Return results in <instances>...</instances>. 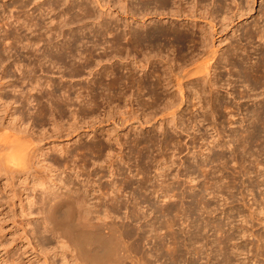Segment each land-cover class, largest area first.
Listing matches in <instances>:
<instances>
[{"label": "rangeland", "instance_id": "rangeland-1", "mask_svg": "<svg viewBox=\"0 0 264 264\" xmlns=\"http://www.w3.org/2000/svg\"><path fill=\"white\" fill-rule=\"evenodd\" d=\"M100 1L98 0L99 3H97V0H0V127H3L2 130L0 129V136H3L2 140L0 137V141L3 144L13 138L20 140L23 137L22 140L24 139L25 143L24 141L22 143L26 147L24 149L25 160L17 161L4 157L7 156L6 153L9 149L0 145L2 147H0V264H86L81 257L76 256L75 249L67 243L68 241L59 237L58 234L56 235L50 229V225L43 220L41 204L43 196L50 197L52 189L56 190L60 183H67L69 179L70 186L73 184L75 189H79V193H82V190L85 194L87 193L91 204L100 203L99 206L92 207L93 212L89 215L91 220L95 223L102 219L113 221L117 228L115 229L119 230L117 234L120 237L123 236L122 239L118 237L119 241L122 240L118 242L127 249L128 255L131 252L132 256L129 255L130 259H125V264H133L134 261V264H142L137 261H141L143 255L147 256H144L142 260L145 264L146 259L150 261L149 264H163L164 257L159 259L152 255L155 242L165 239L161 243L165 242L164 244H167L168 247L172 246L169 233L174 228L177 236L181 235V239H177V243H182V246L184 242L188 241V238H191L194 241V246L198 247L202 243L200 246L204 250L206 247L203 244L207 241V247H212L213 250L212 252H209L210 249L205 251L210 253L211 259L209 255L205 256L207 254L204 252L198 258L185 253L182 260H178L176 264H189L191 259H196L197 264H217L221 262V255H218V251H216L218 248H215L218 246L214 244L215 240L213 239L217 238L220 233L214 231L210 224L217 222L222 230H225L224 232L233 235V240L239 249L247 248L245 257L244 254L236 256L235 260L233 259L235 262L237 259L248 262L247 258L250 259L251 252L254 253V250L249 251L252 243H262L259 250H255V252L263 253L264 39H262L263 37L260 39L258 35L262 31L264 33V0H224V9H218L213 0H174L173 4L166 7L167 12L175 9L179 4L185 12L188 9L194 10L195 17L190 19L168 14L145 15L144 21L148 23V28L153 24L165 27L172 25L184 31L186 27L185 31L190 30L189 33L196 37L200 36L201 28L209 31L207 23L209 20L216 24L215 33L213 32L211 38L209 36L207 40L209 41L208 50H216L209 74H206L205 78L201 77L198 80L183 83V95L173 85L174 78H171L170 82H167L168 78H165L161 90V100L154 108L138 104L140 98L135 99V94H132V91H129L124 85L120 88L124 92L123 95L117 94L119 96L117 97L113 96L114 93L120 91L117 86H115L116 89L113 87V89L104 90L106 84L103 88L92 84V81L98 78V72L103 68L114 67L118 73L124 74V67L133 65L130 63L133 55L131 52L128 58L124 50L122 51L124 53L120 55H113L111 49L107 48L105 56L103 48L110 45L113 34L107 32L99 38L93 36V31L102 30L101 23L108 21L114 23L111 28L112 31L117 29L116 32L126 31L128 29L126 22L128 21L129 26H137V22L125 15L124 4L128 8L129 6L131 9L133 7L132 10H134L137 19H141L142 16L140 5L136 4L139 0ZM79 3L89 11L87 13L81 11L78 7ZM48 4L53 9L51 6L49 9ZM148 5L146 11L153 12L154 5L152 3ZM191 5H194L195 9ZM60 12H66L62 18L68 19L67 22H70L58 27ZM87 15L88 17H86ZM27 24H29V28L26 26ZM37 28L39 31L55 30L56 34H61L53 40L51 47L49 46L51 49L42 47L39 51L33 52L32 47L23 46L26 43L25 36L31 35L30 29L38 31ZM121 42L124 43L125 40H121ZM233 46H236V49L230 51ZM204 49L199 47L194 53L197 51L201 53ZM147 52L145 51L144 54L147 55ZM51 55L53 56L51 57ZM226 55L232 56V58H227ZM83 56L89 58L90 65L87 62L88 67L80 69L77 65L79 61L83 62ZM204 56L206 55L204 54ZM221 56H226V60H222ZM38 57L41 62L44 61L42 68L37 65L39 59L36 61V58ZM133 57L142 60L143 54L135 53ZM176 57L175 52L163 51L160 55L153 57L154 59L151 58L155 62L152 66H157L162 70L163 66H166L165 60L170 61L171 58L170 62L174 72H177L180 70L179 67H183L184 64ZM198 62L203 64L207 61L203 58ZM196 65H188L179 72L180 77H183L181 79H191L203 74L204 71L197 75L192 73L184 75L185 77L182 76L187 71L196 69L193 68ZM74 66L78 70L73 71ZM152 66H148L147 63L144 69L135 68L136 70H134L139 76L144 71H151ZM253 70L262 75L256 83L253 82L254 77L249 74L254 73ZM77 71L79 73L75 74ZM108 78L104 79V83H107ZM208 78L213 81L212 88ZM34 79H38L42 84L40 90H38ZM49 82L53 84V89ZM34 83L36 88H33ZM192 83H199L203 89L200 103H197L199 101L197 95L191 96L192 92L189 86ZM82 85L84 87L96 85L95 89L100 96L96 100L98 105L94 111L82 109L83 107H79L80 105L77 104L79 99H76V94L80 90L83 91L82 88H79ZM68 88L71 99L67 104L58 102L57 96ZM51 89L54 94L51 93ZM108 94L109 96H106ZM143 96L141 98L143 102H150L146 95ZM170 98L173 103L176 102L173 106L175 109L173 118L169 113L167 114L166 110H163V105H166V102L171 100ZM201 102L204 106L203 109L198 107ZM41 107L43 111L38 113ZM132 113L139 117L132 118ZM194 117L197 122L191 123ZM145 120L148 122L140 123ZM55 122L58 126L54 124ZM149 135L155 137V144L138 152L139 148L132 144L131 139L135 136L142 138ZM167 136H172L174 141L166 145L167 141L164 142V140ZM114 137L120 144L115 141ZM97 141L102 142L106 147L102 154L80 156L82 151L78 152V147ZM75 150L78 153L74 157L71 153H75ZM156 155L158 158L155 157ZM56 158L62 163L65 162L64 165L56 164ZM73 158L74 160H72ZM163 158L165 160L168 158V161H164ZM156 160H159L163 169H157L158 162L156 163ZM161 169L163 172L160 171ZM147 178H150L149 181ZM65 180L67 181L63 182ZM139 181L145 182L147 186L139 188L137 186ZM90 182L95 183V186H92ZM112 182L116 183V186H120L116 192L120 196L119 199L126 202V209L121 207V211L110 210L108 216L104 210V208H110L108 202H105V198L95 197L99 191L92 192L90 186L96 187L101 183L103 186H100L105 189L109 187L108 185L111 187ZM65 186L64 188H66ZM156 187H161L160 190L164 187V192L159 190L156 194L153 193L152 189H156ZM164 195L167 196L164 197ZM134 202L140 207L141 214L138 215L139 219L135 216V220L133 217L131 218L130 209ZM170 208H173L174 211ZM178 210L179 212L176 213ZM142 214L146 218L141 217ZM171 217H174L173 221L175 220L176 223L172 222ZM79 218H77L78 221L85 222L81 215ZM164 219H167V223L164 222ZM168 220L173 223V226L172 224L169 226ZM152 224H156L155 226L160 228L151 231L150 225ZM164 224H169L170 229ZM242 226L251 230L256 237L246 234L248 237L246 238L245 234L240 235L238 230ZM129 231L135 236L128 234ZM143 231L145 234L141 235L144 233ZM180 232L181 234L178 235ZM154 233L159 234L157 235L159 240L156 239L157 236ZM165 234L168 235L167 238H165ZM258 236L262 238L256 241ZM138 237L142 238L139 239V241L142 240L140 243L138 242L139 244L135 241ZM178 240L180 242L182 240V242L180 243ZM133 248L134 251L136 250L135 253L132 251ZM136 252L145 254H138L139 258L136 257L135 260ZM262 253L261 255L257 254L254 260L249 261L248 264L250 262V264H255L254 261L264 264V253ZM133 254L135 255L133 256ZM133 258L134 260H132ZM218 260L220 261L218 262ZM259 260L261 261L259 262ZM152 261L153 263H151Z\"/></svg>", "mask_w": 264, "mask_h": 264}, {"label": "bare ground", "instance_id": "bare-ground-1", "mask_svg": "<svg viewBox=\"0 0 264 264\" xmlns=\"http://www.w3.org/2000/svg\"><path fill=\"white\" fill-rule=\"evenodd\" d=\"M127 1V0H125ZM183 1V0H182ZM224 0H213V3L217 5L218 9H224ZM99 2H101L99 0ZM98 0H97V3H99ZM176 2V1H175ZM139 3V4H138ZM149 3H152L155 7V10L153 12H147L146 9L147 7L149 6L148 4ZM174 3V0H146V1H137V5H140L139 6V9L142 11V16H141V21H139L136 17H135V14H134V10L133 7L131 9V7L129 6H126L124 4V9H125V15H128L132 21L134 22H137L135 27L133 26H129V21L126 22L127 26H128V29L126 31H115V33H113L112 31V28L111 26L114 24H112L111 22H104V23H101L102 25V30L100 29V31L96 30V31H93V36H97V37H101L104 33H112V37H111V43L110 45H107V46H104L103 48V52L105 53V56L107 55V52H106V49L107 48H110L111 51L114 53H112L113 55H120L122 53H124L126 51V57L128 56V58L130 57V52L133 53V55L135 53H141L143 54V58L142 60H138L136 58L133 57L132 55V59L130 63H133L132 66H125V73L124 74H120L116 71V68L114 67H111L110 69H105L103 68V70L99 71L98 72V78H96L95 80H93L92 84H96L97 87H100V88H103V86L106 84V87L104 88V90L106 89H113V87L115 88V86H117L119 89L121 88L122 85H124L126 88H128L129 91H132L131 93L132 94H135V99H138L140 98V100L138 101V104H141L143 106L147 105V108H154L156 104H158V102H160L161 100V90L163 88V80H165V78H168V81L167 82H170V79L171 78H174L173 80V85L175 86L176 90L178 92H180L181 95H183V87H182V84L185 83V82H191L192 80H198L199 78L201 77H204L206 74L208 75L209 72H210V69L212 67V64L211 61L213 60L214 56H215V53H216V50L213 49L212 51L208 50V37L210 36L211 38V34L214 32L215 33V26L216 24H214L212 22V20H209L207 23H208V26H209V31L207 30H204L203 28L200 29V36L196 37L195 35L189 33V31H185L186 27L184 28V31H182L181 29H179L178 27H175V26H158V25H151L149 28H148V23H146L144 21V17L145 15H150V14H155V15H163V14H168L169 16L170 15H177V16H180V17H189L190 19L191 18H194L195 17V14L193 13L194 10H186V12L184 11V9H182L183 7L179 6V4L176 5V8L171 10L170 12H167L166 10V7L169 5V4H173ZM25 4V3H24ZM83 4V3H82ZM86 4V3H85ZM176 4V3H175ZM194 4V3H193ZM22 5V4H20ZM79 6V9L81 11H84V13H87V11H89V9L87 10L86 7H84L83 5H80V3L78 4ZM100 5V4H99ZM23 6V5H22ZM49 6L51 5H47V7L49 8ZM55 6V5H54ZM192 8H194L193 6L194 5H191ZM190 6V8H191ZM197 6V5H196ZM46 7V8H47ZM52 7V6H51ZM103 7V6H102ZM21 8V7H20ZM19 8V9H20ZM23 8V7H22ZM45 8V9H46ZM86 8V9H85ZM229 8V7H228ZM239 8V7H238ZM50 9V8H49ZM53 9V7L51 8ZM78 9V10H79ZM137 9V10H139ZM166 9V10H165ZM195 9V8H194ZM226 9V8H225ZM79 10V11H80ZM139 10V11H140ZM241 10V9H240ZM44 11V9H43ZM51 11V10H50ZM145 11V12H144ZM201 11V10H200ZM49 12V11H48ZM203 12V11H202ZM200 12V13H202ZM44 13V12H43ZM61 13V12H60ZM66 12L64 13H61L59 16V21H58V27L59 25H67L69 22H67V20H65V18H62V16L65 15ZM31 14V13H30ZM29 14V15H30ZM47 14V13H45ZM90 14V12H89ZM204 14V13H203ZM91 15V14H90ZM201 15V14H200ZM27 16V15H26ZM41 16V15H40ZM48 17V16H46ZM88 17V15L86 16ZM31 18V17H30ZM127 18V17H126ZM143 18V19H142ZM54 19V18H53ZM58 20V19H57ZM51 21V20H50ZM35 22V21H34ZM67 22V23H66ZM73 22V21H72ZM61 23V24H60ZM37 24V23H35ZM54 24V23H53ZM39 25V24H38ZM116 25V24H115ZM118 25V24H117ZM25 26V24H24ZM26 26H28V28L30 27L29 24H27ZM53 26V25H52ZM56 26V27H57ZM119 26V25H118ZM117 26V27H118ZM109 27V28H108ZM25 28V27H24ZM41 28V26H40ZM52 28H55V27H52ZM35 29V28H34ZM49 29V28H48ZM59 29V28H58ZM259 29V28H258ZM30 29V36H25L26 38V43L25 45H23L24 47H27L29 46L32 47V51H39L42 47H51L52 45V42L53 40L61 35L60 33H57L55 32V30H47V31H39L38 28L36 30L38 31H34ZM45 30V29H44ZM33 32V33H32ZM36 32V33H35ZM59 32V31H58ZM98 33V34H97ZM249 35V33H247ZM246 34V35H247ZM75 35V34H73ZM260 37V39H264V33L262 31V33L260 35H258ZM248 37V36H247ZM22 39V38H21ZM121 40H125L124 43L121 42ZM21 40L19 39V42ZM25 41V40H24ZM94 42V41H93ZM211 42V41H210ZM76 43V42H75ZM93 44V43H92ZM98 44V43H96ZM210 44V43H209ZM54 45V44H53ZM57 45V44H56ZM64 46V45H63ZM93 46V45H91ZM210 46V45H209ZM49 47V48H50ZM59 47V46H58ZM199 47H202L204 50L200 53L197 51V53H194L196 50H198ZM69 48H73V47H69ZM51 49V48H50ZM230 49V48H229ZM236 49V46H233L231 48L230 51H233ZM29 50V49H28ZM72 50V49H71ZM70 50V51H71ZM124 50V52H122ZM30 51V50H29ZM73 51V50H72ZM145 51H148L147 55H145ZM175 52L176 53V58H178V60L180 59L181 62L184 64L183 67H179L180 70H178L177 72H174V69L172 67V63L170 61H172V59L170 58V61L169 60H165V67L163 66V69L160 70L159 67L157 66H152L153 63H155L154 61L151 60V58H155L156 55H160L161 52ZM90 52V51H89ZM70 53V52H69ZM88 53V52H87ZM223 53V52H222ZM40 54V53H39ZM206 55L203 57V55ZM212 54V55H211ZM221 54V53H220ZM86 55V54H85ZM92 55V54H91ZM90 55V56H91ZM211 55V56H210ZM219 55V53H218ZM229 55V54H228ZM231 55V54H230ZM43 56V55H42ZM45 56V55H44ZM50 56V55H49ZM53 55H51L52 57ZM56 56V55H54ZM64 56V55H63ZM227 56V55H226ZM226 56H221V59L222 60H226ZM161 57V56H160ZM163 57V56H162ZM217 57V56H216ZM229 56H227L228 58ZM232 58V56H230ZM229 57V58H230ZM153 58V59H154ZM173 58V57H172ZM205 59L207 62L203 63V64H199L198 61H201L202 59ZM219 58V57H218ZM36 58V61H38ZM50 59V58H49ZM55 59V58H54ZM83 62H78V65L79 66L78 68L81 69V67H84V68H87L88 67V64H89V58L87 56H83ZM168 59V58H167ZM88 60V61H87ZM107 60V59H106ZM228 60V59H227ZM143 61V62H142ZM15 62V61H14ZM39 63H37V65L41 66L42 68V65H44V61L41 62V60L39 59L38 61ZM88 62V64H87ZM140 62V63H139ZM20 63V62H19ZM76 63V62H75ZM147 63H148V66H152V69L151 71H144L143 74L141 75H137L135 73V68H139V69H144L146 66H147ZM229 63V62H228ZM36 64V63H35ZM196 64H199V65H196ZM257 64V63H256ZM76 65V64H75ZM90 65V64H89ZM131 65V64H130ZM188 65H196V67L194 66L193 68H196L194 69L193 71H187L186 74H182V76H187L189 74H194V75H197L198 73L203 72V74L201 75H198V76H194V78H191V79H185V80H182L181 78L183 77H180V74L179 72H181L182 70H184V68ZM38 66V67H39ZM257 66V65H256ZM75 67V66H74ZM32 68V67H31ZM40 68V67H39ZM77 67L73 68V71H76L78 69H76ZM135 69V70H134ZM254 69V68H253ZM71 70V69H70ZM255 70V69H254ZM253 70V71H254ZM259 70V69H258ZM72 71V72H73ZM82 71H83V68H82ZM260 71V70H259ZM191 72V73H190ZM31 73V72H30ZM79 72L77 71V73L75 74H78ZM81 73V72H80ZM123 73V72H122ZM250 76L252 75L254 77V81L256 83V81L262 76L258 71H254V73H249ZM74 75V74H73ZM206 75V76H207ZM184 76V77H185ZM249 76V77H250ZM251 76V77H252ZM63 77V76H62ZM74 77V76H73ZM106 77H109L108 80H107V83H104V79ZM213 77V76H212ZM25 78V77H24ZM205 78V77H204ZM40 79V78H39ZM31 80V78H30ZM33 80V79H32ZM207 80V79H206ZM212 79L208 78V81L207 83L210 85V87L213 85V81H211ZM35 83H37V86H38V90L41 89V83L39 82V80H35ZM48 81V80H47ZM51 81V80H50ZM52 82V81H51ZM34 83V84H35ZM55 83V82H54ZM254 83V84H255ZM33 84V83H32ZM46 84V83H45ZM50 84V82H49ZM167 85L169 83H166ZM31 85V84H30ZM51 85V86H50ZM49 86L52 87V83L50 84ZM95 85V86H96ZM256 85V84H255ZM36 84L33 88H36L37 87ZM47 86H48V82H47ZM95 86L94 85H91V86H80L79 88H82L83 91H78L77 94H76V99H79L77 100V104H79L80 106L79 107H83L82 109H85V110H90L91 111H94L95 107L98 105L97 104V98L100 96L99 93H97V90L95 89ZM67 87V86H66ZM190 88V91L192 92L191 93V96H195L197 95L196 97L199 99V101L197 103H200V98L202 97L201 96V93H202V88L201 86H199V83H192L191 86H189ZM55 88V87H54ZM61 88V87H60ZM212 88V87H211ZM53 89V87H52ZM51 89V93L53 92L54 94V91ZM71 89V88H70ZM74 89V88H73ZM116 89V88H115ZM55 90V89H54ZM135 91V92H134ZM62 92V91H61ZM65 92H69V88L68 89H64L63 90V93L59 96H57L58 98H56V100L58 102H62L64 104H67L68 101L71 99V97L69 96L70 94H66ZM110 92V90H109ZM124 92L121 91H117L116 93H114L113 96H117L118 95H123ZM50 94V93H49ZM131 94V95H132ZM125 95V94H124ZM143 95H146L147 98L150 100V102L148 101V99H146L148 101L147 102H143L142 101V97H144ZM56 96V95H54ZM106 96H109L106 95ZM87 97V99H86ZM119 97V96H117ZM183 97V96H181ZM169 99V98H168ZM171 99V98H170ZM182 99V98H181ZM144 100V99H143ZM185 100V99H184ZM72 101V100H71ZM145 101V100H144ZM59 103V104H60ZM176 103V102H175ZM172 99L169 100V102L167 103L166 102V105H163V110H166L167 114L169 113V115L171 116V118L174 117L175 115V109L173 108L174 104ZM181 103V101H180ZM42 106V105H41ZM198 107H202L203 109V105H202V102L200 104V106ZM224 107V106H223ZM98 108V107H97ZM170 108H173L171 111H168V109ZM177 108V107H176ZM263 108V107H262ZM39 109V108H38ZM37 109V110H38ZM97 110V109H96ZM260 110V109H259ZM39 112L38 113H42L43 109L42 107L40 108V110H38ZM136 111V110H135ZM202 111V110H201ZM122 113V112H121ZM263 113V112H262ZM92 114V113H91ZM123 114V113H122ZM126 114V113H125ZM260 114V113H259ZM37 116H39V114H36ZM109 115V114H108ZM112 115V113H111ZM132 115V118H136L139 117L138 115H134L133 113L131 114ZM41 116V115H40ZM130 116V115H129ZM147 116H149L147 114ZM112 117V116H111ZM150 117V116H149ZM36 118V117H35ZM139 119V118H138ZM146 119V118H145ZM151 119V118H150ZM149 119V120H150ZM140 120V119H139ZM54 122V120H53ZM145 122H148V120L144 121V122H140V123H145ZM193 122H197V120H195V117L191 120V123ZM114 123V122H113ZM56 125V122L54 123ZM116 124V123H114ZM58 126V125H56ZM186 127V126H185ZM3 128V127H2ZM2 128L0 127V129L2 130ZM22 132V131H20ZM23 133V132H22ZM21 136V135H20ZM1 137V140L3 139L2 137L3 136H0ZM108 137V136H107ZM172 136H167L164 140V142H166L165 144L167 145V143L169 142H172L174 140H172L173 138H171ZM23 137H21V139L19 140V138H13L12 140L8 141V142H3V144H1V141H0V145H2V147H5L7 150L9 149V151H7V156H4L10 160H17V161H24L25 160V153H24V149L26 147H24V143H25V140L23 139ZM115 138V137H114ZM109 139V138H108ZM24 141V143H22ZM115 141L118 143L119 141L117 140V138H115ZM177 141V140H176ZM131 142L132 144L135 146V147H138L139 151H141V149L143 148H147L149 146H152L155 144V137L153 136H147V137H142V138H139V137H133L131 139ZM120 144V142H119ZM211 144V143H210ZM227 144V143H226ZM260 145V144H259ZM140 146V147H139ZM172 146V145H171ZM170 146V147H171ZM1 147V146H0ZM1 147V148H2ZM223 147V146H222ZM167 148V146H166ZM61 149V148H59ZM78 149V152L79 151H82L80 156L83 157L85 156L86 154L87 155H97L99 156L100 154H102L103 151L106 150V147L105 145H103L102 142L100 141H97V142H93L91 144H84L80 147L77 148ZM165 149V148H164ZM6 151V150H5ZM77 150H75L74 152L75 153H71L74 157L77 155L78 152H76ZM72 152V151H71ZM107 152V151H106ZM110 152V151H109ZM166 152V151H165ZM173 152V150H172ZM164 153V151H163ZM169 153V152H168ZM175 153V152H173ZM145 154V153H144ZM157 154V153H156ZM3 156V155H2ZM71 156V157H73ZM150 156V155H149ZM154 156V154H153ZM158 155H156L155 157H157ZM162 156V155H161ZM170 156L172 157V155L170 154ZM169 156V157H170ZM117 158V157H116ZM139 158V157H138ZM158 158V157H157ZM121 159V157H120ZM164 159V158H163ZM168 159V158H167ZM166 159V160H167ZM74 160V158L72 159ZM71 160V161H72ZM85 160V159H83ZM164 159V161H166ZM172 160V159H170ZM174 160V159H173ZM114 161V160H113ZM155 161V160H154ZM168 161V160H167ZM75 162V161H73ZM112 162V160H111ZM110 162V163H111ZM122 162V161H121ZM158 162V166H157V169L159 170L160 168L163 169V166L160 165V162L159 160H156V163ZM172 162V161H171ZM55 163L56 164H59V165H64V163H62V161H59V159H55ZM180 163V162H179ZM67 164V163H66ZM112 165V164H111ZM164 165V164H163ZM255 165V164H254ZM109 166V165H108ZM223 166V165H222ZM257 166V164H256ZM66 167V166H65ZM70 167V166H68ZM73 167V166H72ZM148 167V166H147ZM167 167V166H166ZM246 167V166H245ZM258 167V166H257ZM49 168V167H48ZM144 169V168H143ZM142 169V170H143ZM160 170L163 172V170ZM161 172V173H162ZM117 173V172H116ZM80 174V173H79ZM112 174V173H111ZM155 174V173H154ZM159 174V172H158ZM165 174V173H164ZM162 174V175H164ZM189 174V173H188ZM176 175V174H175ZM159 176V175H158ZM163 177V176H162ZM180 177V176H179ZM159 178V177H158ZM142 179V178H141ZM150 179V178H149ZM149 179L147 178V180L149 181ZM155 180V179H154ZM164 180V179H162ZM67 180L63 181V182H66ZM145 181V180H143ZM143 181H139L138 183V187L139 188H144L146 187V183L147 181L143 182ZM168 181V180H167ZM92 182V181H91ZM90 182V183H91ZM95 183H97L96 181H94ZM93 182V183H94ZM116 182V181H114ZM112 182V185L110 187V185H108L109 187H106L104 189V187H102L103 185L100 183V185H96V187H92L93 185L95 186V183L92 184V186H90L91 188V191L92 192H95V191H99V196H95L97 198H105V202H108V206L110 207L109 209L107 208H104L106 214L108 215L110 213V210H113V211H116V210H120L121 207H126V202H123L122 200L123 199H119V195L118 193L116 192V189L120 186H116V183ZM166 182V181H165ZM169 182V181H168ZM71 183L70 179L68 180L67 183H60L58 185V188L56 190L52 189V191H50L52 193V195L50 197H45L43 196L42 198V201H41V204H42V212H43V220H45L44 222H46L48 225H50V229L59 237H62V239L64 238L65 241H68L67 243H69V245H71L74 249H75V252H76V256H79L81 257L86 264H125V259H130L128 258L129 255L131 254L130 252V249L129 252L130 254L128 255V251L127 249H125L122 244L120 245L119 242L122 241V240H118V237H120V235L117 234V232H119V230H116L117 228L114 226L113 224V221H105V219H102L100 222L98 223H95L91 220V217L89 216L93 210H92V207L95 208L97 206L100 205V203L98 202H94V203H90L89 199L87 198V193L85 194L82 190V193H79V189H75L73 187V184L72 186H70L69 184ZM160 183V182H159ZM167 183V182H166ZM195 183V182H194ZM207 183V182H206ZM157 184V183H156ZM64 185H66L64 188ZM189 185V184H188ZM55 186V185H54ZM53 186V188H54ZM82 186V185H81ZM153 186V185H152ZM161 186V185H160ZM192 186V185H191ZM190 186V187H191ZM230 186V185H229ZM85 187V186H84ZM88 187V186H87ZM189 187V186H188ZM52 188V186H51ZM164 188V187H163ZM163 188L162 190L161 187L157 188H153L152 189V192L153 193H157L160 191H163ZM168 189V188H167ZM87 190V189H86ZM84 190V191H86ZM188 190V189H187ZM119 191V190H118ZM169 191V190H168ZM164 192V191H163ZM89 193V192H88ZM195 193V192H194ZM95 194V193H94ZM166 194V193H165ZM170 195V194H168ZM252 195V194H251ZM49 196V195H48ZM145 196V195H144ZM167 196V195H166ZM164 195V197H166ZM199 196V195H198ZM139 197V196H138ZM170 197V196H169ZM159 198V197H158ZM194 198V197H193ZM200 198H202L200 196ZM203 199V198H202ZM104 201V199H103ZM198 201V200H197ZM196 201V202H197ZM201 201V200H199ZM204 202V201H203ZM202 202V203H203ZM208 202V200H207ZM258 202V201H257ZM210 203V202H209ZM200 204V203H199ZM205 204V203H204ZM207 204V203H206ZM260 205V204H259ZM150 206V205H149ZM107 207V206H106ZM153 207V206H152ZM199 207V206H198ZM209 207V206H208ZM207 207V208H208ZM167 208V207H166ZM169 208V207H168ZM126 209V208H125ZM131 212H132V216L131 218L133 217V219L135 218V216L138 218V215L140 214V207L137 206V203L134 202L133 205L131 206ZM173 210V208H170ZM177 209V208H176ZM193 209V208H192ZM200 209V208H199ZM209 209V208H208ZM262 209V208H261ZM162 210V209H161ZM121 211V210H120ZM165 211V210H164ZM174 211V210H173ZM211 212V210H209ZM254 211V210H253ZM119 212V211H118ZM130 212V213H131ZM159 212V211H158ZM162 212V211H161ZM168 212V211H167ZM166 212V213H167ZM172 212V211H171ZM178 211H176V213H178ZM164 213V212H163ZM170 213V211H169ZM168 213V214H169ZM213 213V212H212ZM251 213V212H250ZM248 213V214H250ZM262 213V212H261ZM154 214V213H153ZM162 214V213H161ZM82 216L84 219H85V222H82V221H78L77 218H79V216ZM130 215V214H129ZM141 215V214H140ZM139 215V216H140ZM143 215V214H142ZM164 215V214H163ZM172 215V214H171ZM176 215V214H175ZM174 215V216H175ZM201 215V214H200ZM209 215V214H208ZM245 215V214H244ZM251 215V214H250ZM78 216V217H77ZM109 216V215H108ZM170 216V215H169ZM187 216V215H186ZM258 216V215H257ZM141 217H144L146 218L144 215L141 216ZM140 217V218H141ZM168 217V215H167ZM248 217H251V216H248ZM156 218V217H155ZM172 218V217H171ZM174 218V217H173ZM173 218L171 219L172 222L176 223V221L174 220L173 221ZM176 218V217H175ZM80 219V218H79ZM168 219V218H167ZM167 219L164 221L165 223H167ZM170 219V218H169ZM250 219V218H249ZM135 220V219H134ZM145 220V219H144ZM153 222V221H152ZM150 222V223H152ZM140 223V222H139ZM154 223V222H153ZM161 223V222H160ZM159 223V224H160ZM168 224L169 226H173V223H170V221L168 220ZM248 223V222H246ZM141 224V223H140ZM158 224V223H157ZM212 224V227L214 229V231H217L220 233V235L213 239L215 240V243L218 247H215V248H218V255H221L220 257V260L222 262V264H248L249 261H252L254 260V258L257 256V254H260L262 252L258 251V252H255V250H259V247H261L260 245H262V243H252L250 244L251 245V248L249 249V251H252L254 250V253L251 252V258H247V261L248 262H243V261H246V260H238L235 262V258L236 256H239L241 254H244V257L246 255V249H239L238 248V245L237 243L233 240V235L231 233H226L222 230V227L219 225V222L217 223H210ZM214 224V225H213ZM148 225V224H147ZM156 225V224H155ZM154 224L150 225L152 228V230H156L157 228H160V227H156ZM166 225V224H164ZM166 225V226H168ZM153 226V227H152ZM165 226V228H167ZM168 226V228H169ZM247 226V225H246ZM127 227V226H126ZM141 227V226H139ZM149 227V225H148ZM196 227V226H195ZM199 227V226H198ZM116 228V229H115ZM149 228V229H150ZM167 228V229H168ZM201 228V226H200ZM211 228V227H210ZM120 229V228H118ZM170 229V228H169ZM175 229V228H174ZM172 230L171 228V232L169 233V237L171 239V243L172 246H167V244L165 245L163 242V244L161 243L162 240H165V239H161V242H155V246H154V254L152 255H155L157 258H161V257H164V263L165 264H176V262L178 260H182V257L184 256L185 253H189L190 255L192 256H196V258H198V256H200V254L202 255V253H206L207 255L205 256H208L210 253L208 252H205L206 249H210L209 252H212L213 250L210 248V247H207V241H205L206 243H204V247H206L204 250H202V246H200L202 243L201 242H198V243H201L198 247L197 246H194V241H192L193 239L191 238H188V241L187 242H184L183 243V246L181 245L182 243V240H181V244L177 243V239L180 238L181 235V232L178 233L179 237L177 236V232L175 230ZM178 229V228H177ZM198 229V228H197ZM209 229V228H208ZM146 229H144L145 231ZM158 230V229H157ZM196 230V229H194ZM200 230V229H199ZM203 230V229H202ZM201 230V231H202ZM143 231V232H144ZM150 231V232H151ZM184 231V230H183ZM236 231V230H235ZM239 233H241L240 235H244L245 234V237H246V234L247 235H252V236H255V234L242 226V228H240V230H238ZM146 232V231H145ZM145 232L141 235H144ZM147 232L148 229H147ZM167 232V231H166ZM196 232V231H194ZM203 232V231H202ZM126 233V231H125ZM124 233V234H125ZM128 234L131 233L130 231L127 232ZM136 233V232H135ZM137 233H140V232H137ZM185 233V232H184ZM198 233V231H197ZM121 234V233H119ZM148 234V233H147ZM146 234V236H148ZM156 236L159 235L158 233H154ZM195 234V233H193ZM264 234V233H263ZM262 234V235H263ZM122 235V234H121ZM153 235V236H155ZM164 235V234H163ZM166 235V234H165ZM191 235V234H190ZM189 235V236H190ZM200 235V234H199ZM239 235V236H240ZM261 235V234H260ZM125 236V235H124ZM132 236H135L134 234ZM137 236V235H136ZM140 236V235H139ZM150 236V235H149ZM168 235H166L165 238H167ZM188 236V235H187ZM203 236V235H202ZM123 237V236H121ZM120 237V238H121ZM127 237V236H126ZM152 237V236H151ZM164 237V236H163ZM191 237V236H190ZM194 237V236H193ZM199 237V236H198ZM241 237V236H240ZM243 237V236H242ZM256 237V236H255ZM130 238V236H129ZM150 238V237H149ZM184 238V237H183ZM195 238V237H194ZM248 238V237H246ZM261 236H258L256 241H259L261 240ZM122 239V238H121ZM134 239V238H133ZM132 239V240H133ZM139 239H142L141 237L137 238L135 241L138 243H140L141 241H139ZM158 239V236L157 238ZM169 239V240H170ZM181 239V238H180ZM196 239V238H195ZM199 239V238H198ZM145 240V239H144ZM159 240V239H158ZM200 240V239H199ZM203 240V239H202ZM212 240V241H213ZM247 240V239H246ZM119 241V242H118ZM124 241V239H123ZM134 241V240H133ZM149 241V240H148ZM155 241V240H154ZM198 241V240H196ZM195 241V242H196ZM233 241V242H232ZM170 242V241H169ZM262 242V241H260ZM123 243V242H122ZM138 243V244H139ZM167 243V242H166ZM197 243V242H196ZM213 243V242H212ZM248 243V242H246ZM251 243V241H250ZM120 245V247H119ZM124 245V243H123ZM170 245V243H169ZM191 245V246H190ZM139 246V245H137ZM137 246H133V247H137ZM164 246H166L164 248ZM255 246V247H254ZM132 247V246H131ZM246 247V246H245ZM214 248V249H215ZM135 249H138V248H135ZM140 250V249H139ZM132 251H134V248L132 249ZM136 251V250H135ZM135 251L133 253H135ZM145 251V250H143ZM215 251V250H214ZM215 251V252H216ZM248 251V252H249ZM140 252V251H139ZM139 252L135 255L133 254V256L135 255V260H136V257L138 256ZM146 252V251H145ZM143 252H141L139 255H141ZM216 253V254H217ZM264 253V251H263ZM262 253V254H263ZM145 254V253H143ZM142 254V255H143ZM215 254V253H214ZM186 255V254H185ZM213 255V254H211ZM131 256V255H130ZM145 255L142 256V259L141 261H137L139 263H142V264H145L143 260V257ZM204 256V255H203ZM132 257V256H131ZM147 257V256H145ZM149 257V256H148ZM154 257V256H153ZM191 257V256H190ZM202 257V256H201ZM214 257V256H213ZM218 257V256H217ZM247 257H249L247 255ZM263 257V256H262ZM139 258V257H137ZM141 258V257H140ZM189 258V257H188ZM192 258V257H191ZM204 258V257H202ZM206 258V257H205ZM209 258H210V255H209ZM207 257V259H209ZM156 259V258H154ZM158 259V260H159ZM211 259V258H210ZM234 259V260H233ZM244 259V258H243ZM134 260V258L132 259ZM140 260V259H138ZM145 260V258H144ZM152 260V259H151ZM168 260V261H166ZM196 259H191L189 261V264H197ZM217 260V259H216ZM215 260V261H216ZM218 260V262L220 261ZM131 261V260H130ZM161 261V260H160ZM210 261V260H209ZM261 260H259L260 262ZM264 261V259H263ZM262 261V262H263ZM135 262V261H134ZM134 262H132L134 264ZM150 262L146 259V264ZM155 262V261H154ZM188 262V261H187ZM219 262V263H221ZM255 264H258L256 263V261H254ZM153 263V261L151 262ZM163 263V264H164ZM184 263V262H183ZM217 263V264H219ZM251 263V262H250ZM249 263V264H250ZM138 264V263H136ZM149 264V263H148Z\"/></svg>", "mask_w": 264, "mask_h": 264}]
</instances>
